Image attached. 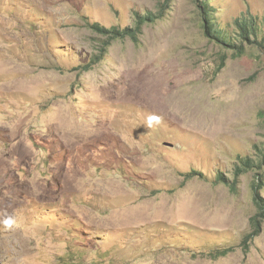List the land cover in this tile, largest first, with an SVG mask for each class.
<instances>
[{"label":"rangeland","instance_id":"obj_1","mask_svg":"<svg viewBox=\"0 0 264 264\" xmlns=\"http://www.w3.org/2000/svg\"><path fill=\"white\" fill-rule=\"evenodd\" d=\"M212 1L242 50L202 0H0V264H264V0Z\"/></svg>","mask_w":264,"mask_h":264},{"label":"trees","instance_id":"obj_2","mask_svg":"<svg viewBox=\"0 0 264 264\" xmlns=\"http://www.w3.org/2000/svg\"><path fill=\"white\" fill-rule=\"evenodd\" d=\"M212 0H202V12H203V18H204V29L206 35L209 37H213L219 42H221L224 46L228 48H239V50H242L240 46L237 45V37H233L231 33L226 31V29L220 27L218 19H217V10L214 7L210 6V3H212ZM156 17L155 14L149 13L148 15H144L139 21L136 22L135 26L132 28L129 27H124L123 29H119L116 27H111V28H105L104 26L100 25L99 23H93L91 25V28L94 29L97 33L103 35L106 39L104 40L105 44L101 45V50L105 49L104 51L107 50L108 46L112 43L113 40H116L118 38H124L126 36L132 37L133 39L136 40L137 35L140 32V27L144 23L143 19H153ZM236 24L238 26L239 32H235V34L239 35V37L243 39H249L250 36L255 37V41L257 40V35H258V24H256L255 20L253 18H242V20H236ZM250 40V39H249ZM263 41V40H262ZM262 42L259 41V44ZM241 52V51H239ZM105 53H102L100 56L97 57V61L100 60ZM241 162H244L243 159H241ZM249 162V161H247ZM264 164V153L261 155L259 159V163L257 166H261ZM245 165V163H244ZM248 167L250 165H247ZM247 170L243 167H240V169L237 170L236 172V178L242 174L243 172H246ZM194 174H200L194 172ZM220 178L223 181H228L227 178L224 176H220ZM259 183L255 182L252 186L253 189V201L256 207L258 208V211L255 213V215L252 217V225H253V230L250 234L247 235V237H252L258 234L260 231V218L264 217V197H262L259 194ZM214 251H211L209 254L211 257H219L223 256L228 252V249L225 248L223 250H216L213 249Z\"/></svg>","mask_w":264,"mask_h":264}]
</instances>
